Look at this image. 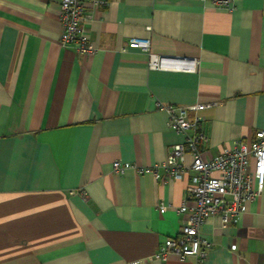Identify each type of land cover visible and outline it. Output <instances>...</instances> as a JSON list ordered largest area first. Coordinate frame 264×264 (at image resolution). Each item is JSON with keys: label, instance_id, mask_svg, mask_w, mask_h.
<instances>
[{"label": "crops", "instance_id": "0c3cea01", "mask_svg": "<svg viewBox=\"0 0 264 264\" xmlns=\"http://www.w3.org/2000/svg\"><path fill=\"white\" fill-rule=\"evenodd\" d=\"M234 2L89 5L97 50L86 55L61 42L60 0H0V264H197L155 257L182 228L194 174L163 168L185 134L156 102H215L200 112L208 157L264 130V0ZM131 37L150 38L171 66L123 50ZM177 58H196V69ZM118 159L159 176L115 172ZM202 234L204 264H264V189L236 224L211 217Z\"/></svg>", "mask_w": 264, "mask_h": 264}, {"label": "built area", "instance_id": "2783aa9c", "mask_svg": "<svg viewBox=\"0 0 264 264\" xmlns=\"http://www.w3.org/2000/svg\"><path fill=\"white\" fill-rule=\"evenodd\" d=\"M110 0H60V19L63 26L61 42L73 45L80 54L96 52L90 41L86 21L90 15L89 5L104 6ZM220 8L232 10L234 0H210ZM138 48L150 54L149 67L164 69L171 66L168 56L150 52L151 40L146 37H131L122 48ZM176 67L195 70L198 60L195 58H177ZM175 62V61H174ZM212 103L173 104L156 102L158 108L166 111L169 126L178 133L185 134V140L171 147L163 168L168 176L179 178L191 171L189 200L179 206L183 215L180 232L168 237L161 243L155 257L166 260L172 254L182 259L195 257L197 264H204L212 247V242L202 234V226L211 217H218L223 227L236 224L246 211L249 202L256 200L264 189V130H258L254 140L247 142L238 139L231 146L224 147L218 154L206 156L208 136L204 128L201 111L213 106ZM191 156V161H188ZM254 160V167L251 160ZM136 169L138 173L152 172L159 176L158 167L143 166L137 163L115 160L113 170L122 173L127 169ZM160 209L166 206L161 203ZM233 245V249H236Z\"/></svg>", "mask_w": 264, "mask_h": 264}]
</instances>
